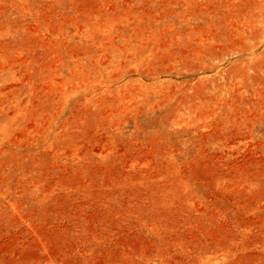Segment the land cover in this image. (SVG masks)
<instances>
[{
	"label": "rangeland",
	"instance_id": "obj_1",
	"mask_svg": "<svg viewBox=\"0 0 264 264\" xmlns=\"http://www.w3.org/2000/svg\"><path fill=\"white\" fill-rule=\"evenodd\" d=\"M0 264H264V0H0Z\"/></svg>",
	"mask_w": 264,
	"mask_h": 264
}]
</instances>
